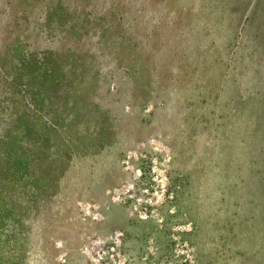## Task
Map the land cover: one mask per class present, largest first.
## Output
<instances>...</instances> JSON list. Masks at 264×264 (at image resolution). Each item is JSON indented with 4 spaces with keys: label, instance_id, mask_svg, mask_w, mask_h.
Here are the masks:
<instances>
[{
    "label": "rangeland",
    "instance_id": "obj_1",
    "mask_svg": "<svg viewBox=\"0 0 264 264\" xmlns=\"http://www.w3.org/2000/svg\"><path fill=\"white\" fill-rule=\"evenodd\" d=\"M56 1L0 0L62 56L1 264H264V0Z\"/></svg>",
    "mask_w": 264,
    "mask_h": 264
},
{
    "label": "trees",
    "instance_id": "obj_2",
    "mask_svg": "<svg viewBox=\"0 0 264 264\" xmlns=\"http://www.w3.org/2000/svg\"><path fill=\"white\" fill-rule=\"evenodd\" d=\"M38 1L43 6L42 11L54 17V23L60 30L65 16L68 15L63 11L65 16L60 18L57 16L66 9L63 4L56 0ZM54 10L58 12L53 13ZM12 30L11 45L1 47V55H3L1 63L8 61L6 64L0 63V238L5 235L2 241L7 240L10 235L4 232V224L6 226L14 220L18 222L23 217V210L14 213L12 208L15 203L14 196L24 193L17 191L16 184H20L21 180L23 186H31L35 179V176L31 175L29 166L24 173L15 171L20 164H22L21 168H25L29 157L27 151L24 154V150L14 144V140L19 137L23 128L27 129L26 131H33L31 125L34 123H41L43 126L49 123L52 129L56 127L46 116L44 117L42 99L45 91L58 90L61 85L59 80H55L62 62L61 54L57 51L31 52L29 41L22 32L17 31L15 25ZM46 36L54 37V34L46 32ZM54 130L57 132L56 129ZM46 140L47 135H44L41 138L43 143L41 149H44ZM2 170L8 171L7 181L2 178ZM16 173L19 175L16 176ZM5 192L7 193L4 194ZM16 231L20 235L23 229L17 227Z\"/></svg>",
    "mask_w": 264,
    "mask_h": 264
}]
</instances>
